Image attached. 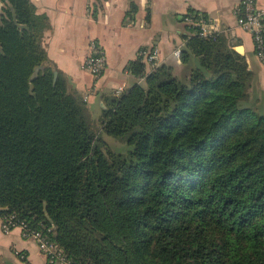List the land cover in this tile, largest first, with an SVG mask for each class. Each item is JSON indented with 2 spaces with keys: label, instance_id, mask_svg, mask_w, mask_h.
Listing matches in <instances>:
<instances>
[{
  "label": "trees",
  "instance_id": "obj_1",
  "mask_svg": "<svg viewBox=\"0 0 264 264\" xmlns=\"http://www.w3.org/2000/svg\"><path fill=\"white\" fill-rule=\"evenodd\" d=\"M10 2L0 15V219L25 222L75 264H264V92L244 57L187 27L178 72L146 73L139 56L128 71L144 83L106 96L96 123L66 77L53 80L42 18Z\"/></svg>",
  "mask_w": 264,
  "mask_h": 264
},
{
  "label": "crops",
  "instance_id": "obj_2",
  "mask_svg": "<svg viewBox=\"0 0 264 264\" xmlns=\"http://www.w3.org/2000/svg\"><path fill=\"white\" fill-rule=\"evenodd\" d=\"M239 1L26 0L44 23L41 41L49 65L54 73L66 77L71 91L83 99V93H87L84 101L94 121L101 116L106 96L120 95L144 83L143 78L128 71V65L138 59L140 50L157 49L158 64L171 65L178 72L180 64L173 60L172 52L190 35L183 22L190 11L204 14L210 29L222 35L232 49L241 47L242 52L237 53L256 76V87L264 89V63L255 55L252 35L237 25ZM257 5L264 11V0H257ZM132 6L135 12L130 14ZM11 8L10 0H0V15ZM91 42L102 48L106 58V67L98 78L84 69ZM151 68L146 65L145 72ZM0 258L14 264H25L20 259L27 264H48L33 239L23 237L18 228L5 233L1 219Z\"/></svg>",
  "mask_w": 264,
  "mask_h": 264
},
{
  "label": "built area",
  "instance_id": "obj_3",
  "mask_svg": "<svg viewBox=\"0 0 264 264\" xmlns=\"http://www.w3.org/2000/svg\"><path fill=\"white\" fill-rule=\"evenodd\" d=\"M236 16L238 27L252 35L255 54L264 63V11L258 7L257 0H240L236 9ZM183 22L188 28L195 29L200 37H208L214 32L210 29L208 20L202 16L195 17L186 14L183 17ZM181 47L178 46L172 52L173 60L177 64H180ZM89 49L90 53L84 62V69L94 78H98L106 67L105 54L96 42H91ZM139 55L152 68L159 65L157 49H142ZM87 96V93L84 92V99ZM1 227L4 232H10L12 229L18 228L23 237L33 239L37 243L40 252L46 257L48 264H75L67 259L63 252L54 243L50 242L46 236L40 231L29 228L25 222L15 221L14 217L11 216L6 220H1Z\"/></svg>",
  "mask_w": 264,
  "mask_h": 264
},
{
  "label": "rangeland",
  "instance_id": "obj_4",
  "mask_svg": "<svg viewBox=\"0 0 264 264\" xmlns=\"http://www.w3.org/2000/svg\"><path fill=\"white\" fill-rule=\"evenodd\" d=\"M253 89L258 91V93L264 92V89H262L260 87H254ZM250 92H251V90H250ZM95 122L97 123L98 120H95ZM96 127L99 128L98 124H96ZM101 135H102L103 141L106 144V147H110L113 151L119 152V153H126L127 152V147H126V144L124 141H119L118 139L103 135L102 133H101ZM5 233H8V232H5Z\"/></svg>",
  "mask_w": 264,
  "mask_h": 264
},
{
  "label": "water",
  "instance_id": "obj_5",
  "mask_svg": "<svg viewBox=\"0 0 264 264\" xmlns=\"http://www.w3.org/2000/svg\"><path fill=\"white\" fill-rule=\"evenodd\" d=\"M235 50H236V52H238V53H241V52H242L241 47H236ZM41 69H42V67H39V68L36 69V71L41 70ZM53 77H54L53 80L55 81V79H56V77H57L56 72L54 73V76H53Z\"/></svg>",
  "mask_w": 264,
  "mask_h": 264
}]
</instances>
